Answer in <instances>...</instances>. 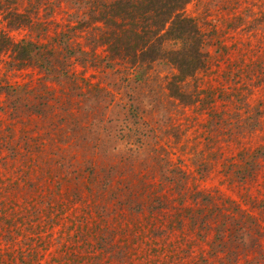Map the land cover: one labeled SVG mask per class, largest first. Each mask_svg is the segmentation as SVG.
<instances>
[{
  "label": "trees",
  "instance_id": "obj_1",
  "mask_svg": "<svg viewBox=\"0 0 264 264\" xmlns=\"http://www.w3.org/2000/svg\"><path fill=\"white\" fill-rule=\"evenodd\" d=\"M0 264H264V0H0Z\"/></svg>",
  "mask_w": 264,
  "mask_h": 264
},
{
  "label": "rangeland",
  "instance_id": "obj_2",
  "mask_svg": "<svg viewBox=\"0 0 264 264\" xmlns=\"http://www.w3.org/2000/svg\"><path fill=\"white\" fill-rule=\"evenodd\" d=\"M196 6H195V3L192 2L190 3L189 5L186 6V14L190 15V16H196L197 13H199L197 10H196Z\"/></svg>",
  "mask_w": 264,
  "mask_h": 264
}]
</instances>
